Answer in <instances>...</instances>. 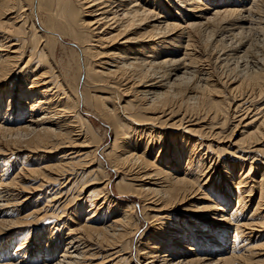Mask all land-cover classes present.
Masks as SVG:
<instances>
[{
	"label": "bare ground",
	"instance_id": "bare-ground-1",
	"mask_svg": "<svg viewBox=\"0 0 264 264\" xmlns=\"http://www.w3.org/2000/svg\"><path fill=\"white\" fill-rule=\"evenodd\" d=\"M0 264H264V0H0Z\"/></svg>",
	"mask_w": 264,
	"mask_h": 264
},
{
	"label": "rangeland",
	"instance_id": "rangeland-1",
	"mask_svg": "<svg viewBox=\"0 0 264 264\" xmlns=\"http://www.w3.org/2000/svg\"><path fill=\"white\" fill-rule=\"evenodd\" d=\"M61 53V52H60ZM61 56H63L64 54H60ZM70 58L69 57V55H64V58ZM99 123V124H98ZM99 125V126H98ZM96 127H98L97 129L99 130V132L101 133V131H102V133L101 134H103L104 133V128H105V126L104 125H102V123H100V122H98L97 121V125H96ZM101 127V128H100ZM105 136H106V140H105V143H107V142H110V140H111V135H110V133H109V130L107 131V133L105 134ZM114 177H112V181L114 180L113 179ZM112 188L114 189V191L116 192V190H115V188H114V185H112ZM144 227V226H143ZM142 227V230L144 229Z\"/></svg>",
	"mask_w": 264,
	"mask_h": 264
}]
</instances>
